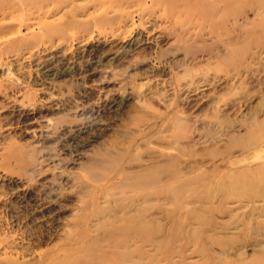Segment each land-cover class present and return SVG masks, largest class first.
<instances>
[{
  "label": "rangeland",
  "instance_id": "1",
  "mask_svg": "<svg viewBox=\"0 0 264 264\" xmlns=\"http://www.w3.org/2000/svg\"><path fill=\"white\" fill-rule=\"evenodd\" d=\"M149 1L0 36V264H106L140 208L127 264H264V0Z\"/></svg>",
  "mask_w": 264,
  "mask_h": 264
},
{
  "label": "bare ground",
  "instance_id": "2",
  "mask_svg": "<svg viewBox=\"0 0 264 264\" xmlns=\"http://www.w3.org/2000/svg\"><path fill=\"white\" fill-rule=\"evenodd\" d=\"M76 0H0V36L3 35V33H8V32H12L15 30V20H16V17H18L24 10L26 11V13L28 14H31L32 18H35V16L39 17V16H48L50 13L54 12V11H57L65 6H68V4L70 3L71 4V8L74 7V3ZM99 0H90L91 2V6L93 8H96L95 6L97 5V2ZM149 1V0H148ZM107 1H102L100 3V6L102 8V6H105V3ZM150 2V1H149ZM89 3V2H88ZM148 3V2H146ZM147 5V4H146ZM98 7V6H97ZM68 8V7H67ZM105 8V7H103ZM80 9V8H79ZM74 10V9H73ZM126 10V9H125ZM72 11V10H71ZM82 11V10H81ZM99 11V10H98ZM142 11V10H141ZM110 13V12H109ZM113 13V12H112ZM25 15V14H24ZM35 15V16H33ZM29 16V15H28ZM7 22L5 23L4 21ZM22 20V19H21ZM20 19L18 21H21ZM22 23H19V25H17V28L20 29L21 25L23 24V21H21ZM17 29V31H19ZM12 30V31H11ZM158 164V163H157ZM155 165V163H154ZM150 166V165H149ZM159 166V165H158ZM148 167V166H147ZM146 168L145 171L148 170V168ZM154 167V166H153ZM151 168V166H150ZM159 168V167H157ZM141 170H143L141 168ZM160 170V169H159ZM164 170V169H163ZM169 170V169H167ZM166 170V172H167ZM170 171V170H169ZM127 172V171H126ZM131 172V171H130ZM134 172V171H132ZM127 174V173H126ZM134 175V174H133ZM132 175V178L135 177ZM137 175V174H136ZM139 179H137L134 183L135 185L134 186H137L139 189L141 188H144L145 187V181L146 179L143 177V172L142 173H139L137 176H139ZM148 175V174H147ZM146 175V176H147ZM120 176V174L118 175H110L107 177L108 179V188H107V193L108 195H112L114 193H116L115 191H119L121 189V187L118 185V184H115V180L118 179V177ZM128 177L131 176V175H127ZM150 176V174H149ZM126 177V176H125ZM129 179V178H127ZM125 179V180H127ZM123 182L124 186L122 187L123 189H128L130 187L133 186V183H130V182H127L129 180H131V178L129 180H127L126 182ZM149 180V179H148ZM150 182V181H149ZM148 183V182H147ZM148 184H151L148 183ZM153 183V182H152ZM122 184V183H121ZM154 185V184H153ZM155 186V185H154ZM128 191V190H127ZM172 191H174L172 189ZM145 192V191H144ZM127 193V192H126ZM131 193V192H130ZM133 193V192H132ZM103 194V193H102ZM129 194V193H128ZM106 195V193L104 194V196ZM107 195V196H108ZM137 195V194H136ZM145 195V193H144ZM143 196V194L141 195ZM112 197V196H111ZM108 198V197H107ZM121 198V197H119ZM118 198V200H119ZM132 198V197H130ZM136 198V197H135ZM145 198V197H144ZM115 199V198H114ZM117 199V198H116ZM115 199V200H116ZM106 200V199H105ZM117 201H114L113 199H110V201H108V204H107V207L109 208V210H112L113 212L115 211H122V214L123 213H128L129 210H131V202H125V198L122 200L123 202L125 203H121L119 205H116L115 202H118ZM127 201V200H126ZM138 201V200H137ZM141 202V199L139 200ZM120 202V201H119ZM93 203V201H92ZM139 203V202H138ZM144 203V202H143ZM94 204V203H93ZM140 204V203H139ZM135 205V204H133ZM138 205V204H137ZM136 206V205H135ZM141 206V205H140ZM139 206V207H140ZM144 207V206H143ZM86 209V208H85ZM84 209V210H85ZM88 209V208H87ZM86 209V210H87ZM135 209V208H134ZM85 210V212H86ZM133 210V208H132ZM139 210V208H138ZM136 209V213L138 211ZM82 211V210H81ZM107 210L105 209V211L103 212V210H97L95 212V216L98 217V219L96 220L98 223L96 224L97 225V228H101V226H104L105 224H107L108 226L106 227V230H104V236L106 237L107 240H110V242L113 244V242L117 241V242H120L123 247L125 248V250L123 251V253H120L119 255H117L115 253V251L113 250L112 246H110V250L108 251V253L106 254L107 257H109V260L105 261L106 264H118V263H121V264H127L128 261H127V256L128 253H129V250H127V243L129 242V235H130V232L134 231L140 235H143L142 234V230L141 228H143L142 226V223H140V219L142 217V209L140 208L139 210V215L136 217V218H132V217H129L127 214L128 217H122V218H118L116 217V213L115 214H111L110 216H106V212ZM117 211V212H118ZM83 212V211H82ZM88 212V211H87ZM84 213V212H83ZM101 213H105L104 216H106V218H100L99 217H103ZM130 213V212H129ZM121 214V213H120ZM119 214V216H120ZM101 215V216H99ZM108 215V214H107ZM118 215V213H117ZM130 215V214H129ZM144 217V216H143ZM78 218V217H77ZM80 218H88V214H84V215H80ZM79 218V219H80ZM93 220V219H92ZM120 220V224L119 225H115V221L117 223V221ZM138 222L139 221V225L138 227H135L134 226V222ZM86 222H83V224H79L78 226L80 225H84ZM95 224V222H94ZM92 225V224H91ZM142 227H141V226ZM145 225V223H144ZM146 226V225H145ZM140 229V230H138ZM98 234V233H97ZM133 235V234H132ZM143 237V236H142ZM96 238V237H95ZM119 238V239H118ZM132 238V237H131ZM134 238V237H133ZM118 239V240H117ZM138 239V237H137ZM139 240H141L139 238ZM119 247V246H118ZM75 249H72V253L74 252ZM96 251V250H95ZM95 251H93L92 253L95 254ZM116 256H120L121 258V261L118 262L115 258ZM113 257V260L111 261V258ZM85 259H88V262H84L83 260V264H98L96 261L94 262V260H89V258H85Z\"/></svg>",
  "mask_w": 264,
  "mask_h": 264
}]
</instances>
